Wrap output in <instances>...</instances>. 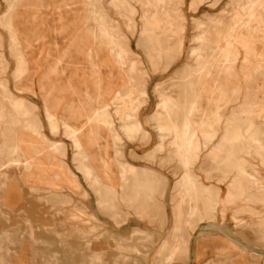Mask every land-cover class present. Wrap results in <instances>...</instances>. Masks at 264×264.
I'll return each mask as SVG.
<instances>
[{
    "label": "rangeland",
    "instance_id": "374dc122",
    "mask_svg": "<svg viewBox=\"0 0 264 264\" xmlns=\"http://www.w3.org/2000/svg\"><path fill=\"white\" fill-rule=\"evenodd\" d=\"M15 1L18 2V0H0V18L4 15L7 8L10 7V17L8 19L9 28H5L3 24L0 23V102L2 103H0V108L2 107V110H13L11 102L9 103V101L12 100L11 97H15L17 100L22 101L23 114H19L20 118L17 117L15 121L14 128L16 132L18 134L22 132L21 127L23 120H27L51 142L60 144L59 153H56V158L61 161L63 160L62 162L66 169L75 174L76 181L84 191L85 196H81L79 193L65 186H60L59 191L71 197L74 204L76 203L75 205H82L86 213H91L92 219L91 221L83 222L86 220L84 216L85 218L82 217L83 219L80 218L79 222H75L74 218L65 219L62 214L57 213V208L61 206L56 202V191L50 190V192L46 189L47 183H53L51 171L44 163L45 155H42L44 154L46 144L43 145L42 139L35 134L31 139L30 144L32 146L28 144L29 146L24 147L23 144L19 143L20 151L18 155H16V153L13 152L16 138L14 136H12V138H5L4 133L7 131H5V129L8 128L4 123H1L0 160H5L7 164L0 168L2 179H4L5 182L3 186H0V239L2 237L4 248H8L7 250L10 256L13 255L9 258L10 262L8 264H17L16 257H20L24 260L25 264H117L116 259L117 262L121 264H133L132 260H136V264H156L162 258L161 245L166 241L165 237L170 234L173 235L174 232L173 208L179 201L178 196H180V189L178 182L182 174V168L178 165L179 163L176 158L172 157L169 159L170 162L167 160L166 153L167 155L170 154L173 149L172 145H170L171 137H165V139L160 137V132L156 129L155 121L152 119L156 104V93L154 89L164 86L169 80H173L171 78L179 74L180 71H185L187 64L195 65L199 61V55L204 51V46L199 41L198 37L212 34L215 26L209 24L210 19L222 14V10L226 4L233 1H238L239 4H242L245 0H202L198 2L197 4L199 5L196 4L195 7L190 5V0H181L178 11L182 17L181 24L184 31L183 45L181 53L174 58L164 70L160 68L152 70L145 56L139 34L141 18L138 5L134 3L136 11H132L131 18L134 20L135 31L133 34H130L128 29H125L126 25L123 22L122 16L114 9V2L123 4L127 0H98L103 15H105V18L107 17L110 19L109 25H112V22L118 24L119 28H122V32L128 35V46L139 60L138 67L146 73L147 99L145 102L139 104L136 110L137 119L146 137L145 139H137L127 138L121 135L120 140L117 141V145L121 148L122 152L120 160H125L138 169L152 171V174L163 183L164 190L162 194L160 195L158 190H155L153 193L156 205L160 207L159 212L162 211L163 213L162 219L159 218L160 215L141 217L118 197H115L119 206L120 217H118V219L110 216L105 210H102L96 201V195L92 191L89 181L85 175L81 173L79 167L87 166L88 168L96 169V172L92 169L94 174H102L104 169L107 168V164H104L105 162L99 157L100 155L97 154L98 152L93 147L90 148V146H86V151L82 153V155L81 151L79 149L77 150L72 140L67 136L68 130L64 122L66 116L69 114L67 109L71 106L75 98L74 95L76 94V89L79 84V79L75 77L76 70L78 69L79 63L83 60L77 56L78 47L82 40H84V37L87 40L88 36L90 34L92 35L91 10L94 0H19L20 2L18 3L21 5ZM63 2H65V4ZM34 4L35 6L41 4L39 8L41 11L42 29L32 33V37L36 38V40L40 39L41 43L26 49L28 52L27 55L29 52H31L32 55L25 56V65H23L24 71L15 76L17 63L23 64V59L18 57L19 54L14 52L16 48L20 49V46L24 45V41L20 39L18 35H25L35 29L34 23L29 19V13ZM56 4L58 15L60 18L64 17V22L62 23L63 25H60V27L62 26L60 28V39L50 40L52 29L49 27L48 22L50 14ZM62 4L66 6L64 7ZM65 11L68 12L64 16L63 12ZM82 14L85 16V19L80 23V15ZM53 24L56 25L55 22ZM254 28H256L255 25L252 29ZM40 32H42L41 34L43 36L39 34ZM95 32H100L99 27L95 29ZM263 37L264 22L251 34L250 44L253 48L252 56L254 59L252 58L249 64H245L244 62V49L241 44L237 42L234 43L238 51V57L234 66L235 75L232 78V83L236 86L239 96L237 102L230 106L234 107L236 104H239V110L240 113H242L241 116H243L242 121L247 124L241 121L238 126L244 131L246 139L241 138L239 141L235 140L236 143H227L224 146V151H228L227 153L222 151L216 156L215 160L212 161L210 159L212 149L222 141L223 134L228 130L230 131L232 128L224 122L225 117L228 116L229 113V109L225 110L220 122L215 127V137L201 150L198 160L193 165L192 171L198 176L200 181L207 185L219 187V203L215 209V216L212 219L215 227L213 230L206 229L207 232L197 235L198 229L205 223V220L199 221L197 219V213V215L195 214V222L193 224L183 222L181 225L182 234L188 239L189 249L186 255L187 258L178 257L170 264H211L212 261H215V263L212 264H222L223 254L229 251L232 246V241L240 245L243 248L242 253H244V258L238 259L237 255L239 252L234 250L233 260L236 262L238 261V263L240 261L244 264H255V262L256 264H264V241H259L264 235L261 233L257 234V229L253 224L254 221L263 220L264 204L259 206V204L254 205L244 199H239L222 208L221 202L227 191L226 185L229 180H231L234 173L233 169L238 163H243L245 169L247 171L249 170V173L257 174L258 178L261 179L260 182L264 183V113H262L264 112V107H262L264 104V88H260V91L251 88L252 85L258 82H264ZM63 38H69L73 41L68 46H61L60 40ZM92 49L93 48L89 46L87 49L88 51H86V54H89L87 55L89 59L93 56ZM62 52L65 53L63 59L70 61L72 68L70 71L72 80L71 82L69 81V88L55 69L57 64L54 62V57L61 55L60 53ZM254 65L259 67L258 73L254 69H249V67L251 68V66L253 67ZM87 66L89 67V65ZM181 67L182 69H180ZM17 77H22L21 81L24 82L23 85L21 84L22 88H19L17 85L16 81L19 79ZM211 78L212 76L208 77V84ZM15 79L17 80L15 81ZM250 80H252V82L254 81V84H251ZM44 85L47 86L48 89ZM248 93L251 94L248 95ZM248 98H251V102ZM6 99L9 101H6ZM106 99L109 103L107 107L109 110L111 109L110 112L112 113V110L115 108V105L111 103L113 101V93L111 92ZM254 100H256V102L258 101V103ZM10 104L11 107L9 106ZM245 106L247 108H245ZM252 107H254V109ZM122 109L125 108L122 107ZM255 112L261 116L256 115ZM62 116L65 119H63ZM62 119L63 121H61ZM36 120L40 123V128L37 127V123H35ZM117 124V122L114 123L115 126H117ZM244 127L245 129H243ZM254 129L256 131H253ZM27 133L30 134L29 131H27ZM161 143L164 144L162 151L157 149ZM244 145H248L247 150L243 148ZM23 151L25 152L22 153ZM21 153L23 155H21ZM3 154L6 156L2 157L4 156ZM78 154H81V156ZM231 154L232 156L229 158ZM220 155L223 156L221 157ZM12 160L13 162H11ZM15 160L19 163H15ZM85 161L88 162L86 163ZM225 163H229L231 166L225 165ZM25 165L26 167L29 165L30 169L28 166L26 170ZM223 167L225 169H223ZM227 172L229 173L227 174ZM225 175L226 179L224 178ZM39 180H42L46 184H40L36 189H32L31 185L37 184ZM113 182L116 184L115 178H113ZM154 188L157 187L154 186ZM69 190L72 192L70 193ZM198 209H201V207ZM72 223H76V225L83 228H87L91 224H94L97 231L96 233L99 234L95 238H92L89 241L90 243H85V241L76 236V232L74 234L75 229H68L70 227L73 228ZM194 225L196 226L194 227ZM103 228L106 231H104ZM68 230L72 233L68 232ZM67 232L72 235L65 234ZM136 232L147 233L148 240L141 239V236ZM107 234L111 235L108 236ZM242 235L243 238H241ZM61 237H66L65 239L63 238L65 242H59V238ZM34 239H37V242L36 240L34 241ZM115 239L119 240L123 248L128 245H134L141 252L145 250L143 246H147L146 256L143 257L139 252L136 253L118 249ZM42 241L45 243H42ZM64 243L65 245H62ZM91 252L99 253L100 260L90 262L87 257ZM124 254L126 257L122 259V255ZM51 255L56 256V262H53L52 258L50 259ZM49 261L52 262L50 263Z\"/></svg>",
    "mask_w": 264,
    "mask_h": 264
},
{
    "label": "bare ground",
    "instance_id": "6f19581e",
    "mask_svg": "<svg viewBox=\"0 0 264 264\" xmlns=\"http://www.w3.org/2000/svg\"><path fill=\"white\" fill-rule=\"evenodd\" d=\"M200 1L202 0H190V5L195 7L196 4ZM18 2L20 1L18 0ZM63 3L65 4V2ZM134 3H136L139 7V14L141 18V28L139 30L140 40L143 45V50L149 62V65L152 70H157L159 68L161 70H164L169 66L173 59L181 53L183 45L184 31L181 24L182 17L178 11L181 0H127L123 4L114 2V9L122 16L123 22L126 25L125 29H128L130 34H133L135 31L134 20L133 18H131V14L133 13L132 11H136ZM40 5L41 4L35 6L34 4L29 13V19L34 23L35 29L25 35H18L19 38L24 41V45H21L20 49L16 48L14 52L16 54H19L18 57L23 59V64L17 63V66L15 68V76L18 73H22L24 71L23 65H25V56L32 55L31 52H29V54L27 55L28 52L26 51V49L28 47L30 48L31 46L33 47L41 43L39 38H37L39 40H36V38L32 37V33L36 31L38 32L42 29L41 11L39 8ZM56 6L57 4L52 10L48 22L49 27L52 29L50 40L60 39V28L62 27H60V25H63L62 23L64 22V17L60 18ZM67 12L68 11L63 12L64 16ZM91 12L92 35L90 34L87 40L84 37V40H82L81 44L79 45L77 56L83 60L79 63V66L77 65L78 69L76 70V75L73 72L75 77L79 79V84L76 89V94L74 95L75 98L71 106L67 109L69 114L66 116V120L64 122L66 129L68 130L67 136L72 140L73 145L77 148V150L79 149L81 151V154L86 151V146H90V148L93 147L98 152L97 154L100 155L99 157H101V159L105 162L104 164H107V168L104 169V172H102V174H94L92 172L93 168L91 169L87 166H78L81 173L84 174L89 181V185L96 195V201L102 210H105V212H107L110 216L116 217L118 219V217H120L119 206L115 199V197H118L124 203L130 206L139 216L149 217L160 215L159 218L162 219L163 213L162 211L159 212L160 207L156 205L153 193L155 190H158L161 195L164 190L163 183L159 181V178H156L152 174V171L147 169H138L125 160H120V158L122 157V152L121 148L117 145V141L120 140L121 135H124L127 138L137 139H145L146 137L136 116L137 107L147 99L146 73L138 67L139 60L137 59L136 54L133 53L128 46V35L122 32L123 30H121L122 28H119L118 24L112 22V25H109L110 19H108L107 17L105 18V15H103L102 8L98 0H94ZM9 17L10 7L7 8L4 15L0 18V23H2L3 26L7 29L9 28ZM83 19H85V16L82 14L80 15L79 22L82 23ZM54 22L56 23V25L53 24ZM263 22L264 0H245L242 4H239L238 1H233L226 4L224 9L222 10V14H220L218 17L211 18L209 21V24L215 25L212 34L201 35L198 37L199 41L204 46V51L199 55V61L195 65L187 64L185 71H180L179 74L171 78L173 80H169L166 84H164V86L154 89L156 93V104L154 109V116L152 117V119H154L155 121L156 129L160 132V137L164 139L165 137H171L170 145H172L173 149L171 150V152L169 151L170 154L167 155L166 153L167 160L171 159L172 157L176 158L179 163L177 164L182 168V174L178 182V186L180 189V196H178L179 201L178 204L173 208L174 232L173 235L170 234L165 237L166 241L161 245L162 258L156 264H170L178 257L187 258L186 255L189 249L188 239L182 234L181 225L183 224V222L193 224L195 222L194 218L196 213L198 214L197 219L199 221L205 220V223L201 226L200 229H198L197 235L207 232L206 229L213 230L215 227L212 219L215 216V209L217 207V204L219 203V187L214 185H207L204 182L200 181L198 179V176L192 171V169L194 163L200 156L201 150L205 148L208 142L215 137V127L220 122L222 114L225 110L229 109V113L228 116L225 117L224 122L232 128L230 131L227 129L228 131L225 132L222 136V141L213 149L211 148L212 153L210 154V159L213 161L219 153H221L222 151L225 152L224 146L227 143H234L235 140L239 141V139L241 138L246 139L244 131H242V128L240 129L238 126L239 123L243 120V116H241L242 113H240L239 110V104H236L234 107L230 106L237 102L239 96V93L236 90V86L232 83V78L235 75L234 66L238 57V51L235 48L234 43L237 42L241 44L244 49V62L245 64H249L253 58V48L250 44L251 34L252 32L254 33V31L257 30L259 25ZM254 25L256 26V28L252 29ZM97 27H99L100 32H95V29H97ZM10 28L12 29L11 26ZM41 33L42 32H40L39 34ZM72 41V39L70 40L69 38H63L60 40V44L61 46H68L70 43H72ZM89 46L93 48V56H91L90 59L87 57V55L89 54H86ZM60 54L61 55L54 57V62H56L57 64L55 69L59 73L61 78L66 82L69 88V81L71 82L72 80L70 77V71L72 70L71 63L70 61H66L63 59V56L65 54L64 52ZM87 65H89V67ZM180 69H182V67ZM249 69H254L257 73L259 71V67L257 65H254L253 67L251 66V68L249 67ZM210 76H212V78L210 79L208 84V77ZM16 80L17 79H15V81ZM21 80L22 77H20L18 81H16L19 88H22V85L24 83ZM250 81L251 84H254V81ZM45 87L47 88V86ZM251 88H253L254 90L264 88V82H258L257 84L252 85ZM111 92L113 93V101L111 103L115 105L112 113L110 112L111 109L109 110V108L107 107L109 103L106 99ZM250 94L248 93V95ZM11 98V101L7 99L6 101H9V103L11 102L13 110H2V107L0 108V124L4 123L8 128L5 129V131L7 130L4 133L5 138H12V136L16 138V144H14L13 146V152L18 155V152L20 151L19 143L23 144L24 147L29 146L28 144L31 143V139L35 136V134L42 139L43 145L46 144L44 154L42 155H45L44 163L51 171L53 183L46 184L42 180H39L37 184L31 185V188L36 189L38 185L46 184V189L48 191H56V202L59 203V206H61L60 208H57L56 211L58 214H62L65 219L74 218L75 222H79L80 218L85 216L86 220L83 222L91 221V213H86L82 205H75L76 203L74 204L71 197L62 194L59 191L60 186H65L70 188L72 191L79 193V195L85 196L84 191L76 181L75 174L66 169L62 162L63 160L61 161L60 159L56 158V153H59L60 144L51 142L44 134L36 130L37 128L35 129L32 123L27 120H23V124L21 127L22 132L18 134L14 126L17 117L20 118L19 114H23V102L17 100L15 97ZM249 100L251 102V98ZM254 101L256 102V100ZM256 103H258V101ZM11 104L9 105L10 107ZM263 105L262 107H264ZM122 107H124L125 109H122ZM254 107L252 108L254 109ZM245 108L247 107L245 106ZM251 114L253 115L252 112ZM256 115L261 116L260 114ZM63 119L65 118L63 117ZM63 119L61 121H63ZM115 122L118 123L117 126L114 125ZM35 123H37L38 128L41 127L40 123L37 120L35 121ZM243 129H245V127ZM27 131H29L30 134L27 133ZM253 131L256 130L254 129ZM163 148L164 144L161 143L157 149L162 151ZM243 148L247 150L248 145H244ZM24 152L25 151H23L22 153ZM22 153L21 155H23ZM81 154L78 155L81 156ZM3 155L4 156L2 157L6 156L5 154ZM220 156L222 157L223 155ZM231 156L232 154L229 155V158ZM11 162H13V160ZM15 163L19 162L16 161ZM6 164L7 162L5 160H0V168ZM226 164L227 163H225V165ZM227 165H229V163ZM223 169L225 168L223 167ZM233 170V176L226 185L227 191L221 201L222 208L239 199H244L245 201H248L249 203L254 205H263L264 183L260 182L261 179L258 178L257 174L255 175L254 173H249V170L247 171L245 169L243 163L236 164ZM228 173L229 172H227V174ZM225 177L226 175L224 176V178ZM113 178L116 179V184L113 182ZM4 183L5 182L4 179H2V174L0 171V186H3ZM154 186H156L157 188H154ZM72 191H70V193ZM200 207L201 209H198ZM72 224L73 228H71L70 226V228H67L69 230L75 229L74 234L76 232V236L79 239L85 241V243H88L92 238H95L99 234L96 233L97 231L94 224H91L87 228L79 227L78 225H76V223ZM253 224L257 229V234L261 233L264 235V214L262 221H254ZM196 225H194V227ZM69 230L68 232H71ZM68 232L65 234L72 235V232L69 234ZM136 233L141 236V239L148 240L147 233ZM263 237L260 238L259 241H264ZM63 238H59L60 243L65 242L64 239L66 237L64 239ZM241 238H243V235ZM35 240L37 242V239H34V241ZM115 240L117 241L118 249L136 253L139 252L143 257L147 254V246L145 245L143 246L145 250L141 252L134 245H128L123 248V246L119 243V240ZM42 243L45 242L42 241ZM62 245H65V243ZM7 249L8 248H4L1 237L0 264H8L10 262L9 258L13 256H10ZM234 250H237L239 252L237 255L238 259L244 258V253H242L243 248L232 241V246L230 247L229 251L223 254L222 264L234 263L235 260L232 259ZM126 255H122V259L123 257L125 258ZM16 258L17 264H25L24 260H22L20 257ZM51 258L53 259V262L57 261L56 256L51 255L50 259ZM87 258L90 262H96L100 260V254L91 252ZM49 262L51 263L52 261ZM132 262L133 264L137 263L136 260H132ZM116 263L121 264L120 262H117V259ZM212 263H215V261H212L211 264ZM237 263L238 261H235L234 264ZM238 264L244 263H241L239 261Z\"/></svg>",
    "mask_w": 264,
    "mask_h": 264
}]
</instances>
